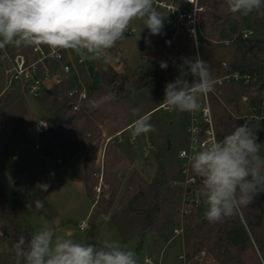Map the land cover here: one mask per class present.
Wrapping results in <instances>:
<instances>
[{
  "label": "rangeland",
  "instance_id": "obj_1",
  "mask_svg": "<svg viewBox=\"0 0 264 264\" xmlns=\"http://www.w3.org/2000/svg\"><path fill=\"white\" fill-rule=\"evenodd\" d=\"M263 15L264 8L245 15L241 31L248 32V37L264 36L259 27V19ZM143 27L142 21H133L129 29L135 28L133 34L126 32L124 39L107 50L103 58H86L84 65L73 69V73L65 78L64 87L78 86L86 91L89 108L82 114L74 113L72 123L63 129L66 139L57 144L50 155L45 150L49 134L36 136L32 132L39 120L50 121V106L43 102L44 93L33 97L20 86L10 84L8 61L6 57H1L0 52V193L12 206H16L15 192L25 182L38 179L40 171L48 172L44 180L37 181L26 194H21L26 207L19 224L30 235L41 225L48 224L59 236L97 247L106 239L117 240L133 249L141 264H201L204 258L199 255L195 256L197 260L194 258L186 262L185 253L188 250L183 235L174 232L177 225L175 210L180 195L171 187V181L178 178L177 151L182 147L187 122L181 118V112H169L163 104L165 85L179 74L180 58L195 57L197 52L182 28L177 30L175 42L168 46L159 35H150L149 30ZM199 38L198 55L204 61L206 55L210 57L206 62L216 82L227 73L224 63L230 69V55L222 49L211 50L209 44L204 43L201 36ZM34 47L38 46L6 48L11 52L21 50L34 56ZM39 47L45 53L52 50L47 46ZM204 49L207 51L204 52ZM64 51L75 62L77 53ZM160 61L168 63L166 70L159 67ZM116 72L120 73L121 79L113 82L111 79ZM242 85L215 83L214 90L208 93L218 135L220 137L222 133L225 136L236 127L247 124L257 132L258 142L264 145V112L261 117L254 116ZM90 103H95L97 107L91 108ZM132 108H139V115L155 108L147 115L151 117L150 122L156 131L132 141L129 129L136 118L131 114ZM225 126L227 131H223ZM37 141L43 144L39 153L33 148ZM168 143L173 153L167 161V182L162 187V198L167 202L162 207L161 224L159 228L141 234L144 210L151 198L145 183L154 179L158 170L154 156ZM79 145L83 148L76 151ZM86 157L88 161H85ZM62 168L63 173L44 182ZM81 169L84 177L85 171L92 173L94 198H88L86 194ZM101 178L102 193L97 196L94 187ZM131 180L135 185L131 184ZM119 181L121 186L108 216L96 220L95 212H106L110 191ZM37 183L47 184V192H37ZM33 199L42 200L44 208L37 211ZM205 208L185 219V229L191 220L195 223L201 220ZM56 213L57 220L51 222ZM238 213L243 220L244 216H249L254 234L264 241V193L256 196L250 205L241 207ZM95 220L98 231L91 238L90 224ZM82 222L87 224L85 230L80 229ZM5 223L6 214L0 209V264H16L12 233L3 234ZM249 235L252 246L242 255L243 262L264 264L257 243L250 232ZM206 264L216 263L212 260Z\"/></svg>",
  "mask_w": 264,
  "mask_h": 264
},
{
  "label": "clouds",
  "instance_id": "obj_2",
  "mask_svg": "<svg viewBox=\"0 0 264 264\" xmlns=\"http://www.w3.org/2000/svg\"><path fill=\"white\" fill-rule=\"evenodd\" d=\"M226 3L233 14L248 15L264 8V0ZM135 20L142 21L150 35L163 31L164 17L154 0H0V50L42 45L97 60L124 39ZM180 59L179 74L165 85L163 104L169 112L194 115L201 110V97L212 92L216 82L210 65L198 54ZM168 66L166 61L159 63L162 70ZM90 107L97 105L90 103ZM139 113V108L131 109L136 117L129 129L132 140L156 131L151 117ZM189 131L193 147L187 165L201 179L195 199L206 206L204 217L209 223L233 216L264 193V145L256 131L242 124L203 147L198 143V129ZM35 187L40 192L48 189L41 183ZM33 204L37 211L44 208L42 200ZM13 249L16 264H141L137 253L117 240L106 239L97 247L59 236L48 224L30 239L20 236Z\"/></svg>",
  "mask_w": 264,
  "mask_h": 264
},
{
  "label": "trees",
  "instance_id": "obj_3",
  "mask_svg": "<svg viewBox=\"0 0 264 264\" xmlns=\"http://www.w3.org/2000/svg\"><path fill=\"white\" fill-rule=\"evenodd\" d=\"M170 1L180 2L182 0ZM202 3L207 8V11L201 17V40L209 44V48L213 51L222 49L229 53L231 59L229 66L231 71L238 72L242 75H250L251 81L247 85H242V91L246 94L248 105L251 107L254 116L261 117L264 112V36L244 38L241 25L245 15L231 13L226 0H202ZM259 21L261 22L259 27L264 31V15ZM205 51L207 49H204ZM209 58L208 55L205 56L206 61ZM118 79H121V75L116 72L115 77L111 80L116 82ZM72 87L66 88L61 83L55 85L51 90L43 94V102L50 106L49 110L51 113L48 132L50 138L45 147L49 155L54 152L57 144H60L66 139V134L63 129L72 123L74 119L75 112L70 108L71 100L67 96V91ZM88 108L89 105L86 99L78 114H82ZM181 118H185L188 123L189 113L183 112ZM227 130L228 127L225 126L223 131ZM223 137L224 135L221 133L219 138L222 139ZM80 148L83 147L79 145L76 151ZM172 153V147L168 143L165 149L154 156L158 170L154 179L150 183H145L151 198L144 210V221L140 228L141 234L160 227L162 207L167 202L166 199L162 198V187L167 182V161ZM48 174V172L44 173L40 171L38 179L25 182L20 190L15 192V197L18 202L16 206H12L6 197L0 193V209L6 214V223L2 228L3 234L8 235V232H11L14 243L18 241L20 236H24L25 239L31 238L29 232L19 224L26 207V203L21 200V194H26L30 186H34L37 181L44 180ZM92 179V173L85 171L84 183L88 198H94V184L92 183ZM132 181H130L131 184L135 185ZM120 186L121 182L119 181L111 189L110 199L106 201V212L100 214L96 211V220L99 218L102 220L106 219ZM205 210L206 208L201 214V220L199 222L195 223L191 220L189 222L190 225L184 230V245L188 250L185 253L186 262L194 258L197 260L195 256L200 255L204 251L207 255V261L201 264L209 263L212 260L216 264H245L242 260V255L252 246L250 232L254 241L257 243L264 263V241L260 240L254 234V228H252L248 215L244 216L247 225L238 212L233 216L224 218L220 222L209 223L204 217ZM96 220L90 224L89 236L91 238L98 231ZM191 242H193L192 245H190Z\"/></svg>",
  "mask_w": 264,
  "mask_h": 264
},
{
  "label": "built area",
  "instance_id": "obj_4",
  "mask_svg": "<svg viewBox=\"0 0 264 264\" xmlns=\"http://www.w3.org/2000/svg\"><path fill=\"white\" fill-rule=\"evenodd\" d=\"M154 6L164 17V28L162 33L159 34V38L166 45L171 46L175 42L177 30L182 28L193 42L195 51L199 54L200 24L202 13L205 11L202 0H182L180 2L154 0ZM170 24L172 27H170ZM134 32L130 30L128 34H133ZM248 36V32L243 33L244 38ZM0 52H2L1 57H6L8 61L7 74L10 84L20 86L33 97H39L44 92L51 90L55 85L63 83L65 78L73 73V69H77V67L84 65L86 62L84 56L77 54L76 60L73 62L64 50H56L55 52L51 50L45 53L39 46L33 48L34 56L21 50L11 52L7 48L0 50ZM223 65L227 73L216 80L218 85L234 83L247 85L250 83V75L233 72L226 63ZM67 96L71 100L70 106L74 112H78L83 102L88 98L86 91L78 86L70 88L67 91ZM200 103L201 110L199 112L194 115L189 113L182 147L177 151L178 178L171 181V187L180 195V200L175 210L177 225L174 228V232L178 235L184 234L185 219L194 216L205 207L202 201L195 199V194L201 187V179L195 176L187 165V157L191 154L193 147L192 133H190L189 129L191 127L198 129L196 135L201 147L209 144L213 139L219 140L208 94L202 97ZM49 128V122L41 119L36 123L32 132L36 136H44L48 134ZM33 148L35 152L39 153L43 150V144L37 141ZM146 155L147 153H145ZM94 191L97 196L101 195L102 178L94 187ZM80 226V229L84 230L87 224L82 222ZM199 257L204 258L202 262H205L206 252H201Z\"/></svg>",
  "mask_w": 264,
  "mask_h": 264
},
{
  "label": "crops",
  "instance_id": "obj_5",
  "mask_svg": "<svg viewBox=\"0 0 264 264\" xmlns=\"http://www.w3.org/2000/svg\"><path fill=\"white\" fill-rule=\"evenodd\" d=\"M155 108H153L152 110H150L148 113H150L151 111H153ZM147 113V114H148ZM67 169V168H66ZM66 169H64V170H66ZM70 170H72V168H69ZM82 170V174H83V183H84V179H85V177H84V171H83V169H81ZM72 171H74V170H72ZM60 173H63V168L60 170V171H57L56 173H54V174H51L44 182H46V181H50L52 178H54L55 176H57V175H59ZM84 188H85V183H84ZM85 191H86V189H85ZM37 192H38V189H37ZM48 203H49V201H48ZM53 207V206H52ZM54 208V207H53ZM92 208H93V206H92ZM57 216H58V214L56 213V216L54 217V218H52L50 221L51 222H54V221H56L57 220ZM88 217V216H87ZM85 230V229H84Z\"/></svg>",
  "mask_w": 264,
  "mask_h": 264
},
{
  "label": "water",
  "instance_id": "obj_6",
  "mask_svg": "<svg viewBox=\"0 0 264 264\" xmlns=\"http://www.w3.org/2000/svg\"><path fill=\"white\" fill-rule=\"evenodd\" d=\"M170 27H172V25H171V24H170ZM70 108H71V106H70ZM184 142H185V141H184ZM85 161H88V158H87V157L85 158Z\"/></svg>",
  "mask_w": 264,
  "mask_h": 264
}]
</instances>
